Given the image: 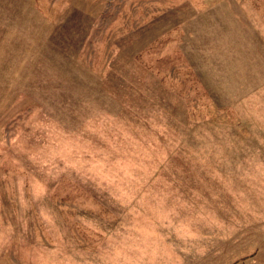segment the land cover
Instances as JSON below:
<instances>
[{
  "label": "rangeland",
  "instance_id": "1",
  "mask_svg": "<svg viewBox=\"0 0 264 264\" xmlns=\"http://www.w3.org/2000/svg\"><path fill=\"white\" fill-rule=\"evenodd\" d=\"M0 264H264V0H0Z\"/></svg>",
  "mask_w": 264,
  "mask_h": 264
}]
</instances>
